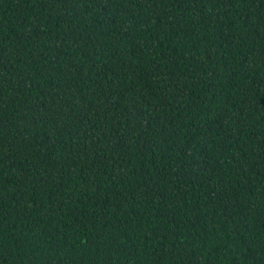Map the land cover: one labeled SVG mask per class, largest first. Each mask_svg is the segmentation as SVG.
Listing matches in <instances>:
<instances>
[{
  "label": "trees",
  "instance_id": "trees-1",
  "mask_svg": "<svg viewBox=\"0 0 264 264\" xmlns=\"http://www.w3.org/2000/svg\"><path fill=\"white\" fill-rule=\"evenodd\" d=\"M0 264H264V0H0Z\"/></svg>",
  "mask_w": 264,
  "mask_h": 264
}]
</instances>
